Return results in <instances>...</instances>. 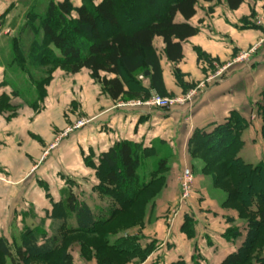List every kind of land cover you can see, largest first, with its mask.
Instances as JSON below:
<instances>
[{
	"label": "crops",
	"instance_id": "crops-1",
	"mask_svg": "<svg viewBox=\"0 0 264 264\" xmlns=\"http://www.w3.org/2000/svg\"><path fill=\"white\" fill-rule=\"evenodd\" d=\"M18 1L0 0V96H8L10 103L9 108H0V236L12 244L19 243L26 229L50 236L58 223L74 227V216L65 202L71 192L94 216L103 218L115 204L98 192L95 167L100 155L115 142L127 141L153 147L155 155L145 164L149 161L154 167L157 159L165 157L169 170L142 225L110 239L136 236L140 251L153 244L145 258L134 257L126 264H193L194 260L219 264L240 242L226 238L225 231L240 223L235 210L223 208L221 198L211 196V181L205 180L199 164L191 159L188 142L195 129L220 123L234 110L249 120L241 132L239 155L250 163L264 158L262 120L257 116L264 90V43L248 63H233L207 81L216 70L214 64L232 62L262 35L263 0H243L237 10H229L222 1L199 2L190 20L198 32L182 43L183 58L176 64L165 59L161 40H154L170 97L183 95L200 83L205 86L191 101L168 109L121 106L122 99H111L87 69L77 73L56 69L39 107L32 106L30 98L24 101L14 96L13 89L25 87L22 79L18 82V70L11 60L12 24L7 20ZM243 18L255 25L243 24ZM80 118L89 122L50 148L55 136ZM247 146L250 150L246 152ZM253 153L254 161L250 160ZM187 171L193 175V192L169 222L167 215L177 203L180 177ZM138 173L144 176L141 169ZM185 213L192 219L190 235L181 228ZM15 229L20 231L18 236ZM68 253L66 264H97L82 253L78 240L69 245Z\"/></svg>",
	"mask_w": 264,
	"mask_h": 264
},
{
	"label": "trees",
	"instance_id": "trees-1",
	"mask_svg": "<svg viewBox=\"0 0 264 264\" xmlns=\"http://www.w3.org/2000/svg\"><path fill=\"white\" fill-rule=\"evenodd\" d=\"M213 1H222L229 10H237L243 3V0H79L80 4L75 5L72 0H31L26 5L22 29L10 39L11 60L23 75L26 87L25 93L17 88L12 94L24 101L30 98V104L39 107L53 72L59 68L67 73L89 70L90 77L113 100L145 99L152 91L169 96L154 40H161L167 61L178 63L183 58L182 43L198 32L190 23L196 5ZM242 20L245 25L251 24L246 18ZM101 26H106L109 33L103 32ZM209 64L213 67L212 59ZM44 67L47 70H40ZM8 100L2 94L0 108H9ZM257 116L262 120L260 132L264 142V90L257 103ZM248 126L249 120L233 110L222 122L195 129L188 142L191 159L202 161V174L207 173L212 186L223 193L221 206L235 210L240 223L225 231L226 238H238L240 242L219 264H264V254L256 252L264 246V162L252 164L239 156L243 146L241 132ZM154 155L153 147L115 142L100 155L95 167L98 192L110 198L115 206L103 218L96 217L84 201L69 193L66 208L73 214L76 225L67 227L64 222L58 223L50 236L26 229L13 247L0 236V264H66L68 247L75 240L80 242L86 256L89 249L94 250L97 264H126L134 257L145 258L153 244L140 251L136 236L118 237L113 242L110 239L119 234V227L124 232L142 225L149 207L162 191L169 170L167 158L153 163L148 179L138 173L142 163ZM181 228L191 234L189 213L184 214ZM72 234L81 237L70 240L67 236ZM93 235L96 238L91 241L83 238ZM41 236L46 237L40 240ZM193 264L199 262L194 260Z\"/></svg>",
	"mask_w": 264,
	"mask_h": 264
},
{
	"label": "built area",
	"instance_id": "built-area-1",
	"mask_svg": "<svg viewBox=\"0 0 264 264\" xmlns=\"http://www.w3.org/2000/svg\"><path fill=\"white\" fill-rule=\"evenodd\" d=\"M260 21L258 22V24ZM264 27V24H261ZM256 46L253 45L249 47V49H245L243 51H240L236 57L232 60V63L241 62L242 60L248 61L251 57V55L256 51ZM231 63H227L223 66H218L217 64H214L215 66V72L213 75L208 77L207 81L218 77L226 68L230 66ZM205 86L203 83H200L197 87L190 89L187 93L170 97V96H161L157 94L156 92L152 91L150 95L145 99H132L130 101L121 103V106H147L150 108H170L177 104H184L186 102H189L192 100V98L198 93V90L203 89ZM89 122L88 118H81L72 123L71 125L67 126L63 131H61L58 135L55 136L54 142L50 145V148L58 145L59 141L67 136L70 132H72L75 129L81 128L85 126ZM193 192V175L190 172H184L182 173L180 177L179 182V196L177 199V203L174 206V209L172 210L173 214H171V217L168 219L169 222H172L175 218V215L179 211V208L183 206L191 197V194ZM176 207V208H175Z\"/></svg>",
	"mask_w": 264,
	"mask_h": 264
},
{
	"label": "rangeland",
	"instance_id": "rangeland-1",
	"mask_svg": "<svg viewBox=\"0 0 264 264\" xmlns=\"http://www.w3.org/2000/svg\"><path fill=\"white\" fill-rule=\"evenodd\" d=\"M79 1V0H78ZM30 2H31V0H19L18 1V4H17V6H16V8H14L13 10H12V13L10 14V16L7 18V20L9 21V25H10V23L12 24V26H11V30H12V36L13 35H16V32L17 31H19V30H21L22 29V27H23V23H24V13H25V10H26V5H29L30 4ZM160 6L162 7V6H164V2H160ZM159 10H160V8H159ZM101 28V30L103 31V32H105V33H109V29L105 26H101L100 27ZM262 35L255 41V43H253V44H251V45H249L246 49H249V47H251V46H253V45H257L256 46V50H258V48L264 43V27H263V25H262V33H261ZM243 50H245V49H242L241 51H243ZM240 52V51H239ZM256 52V51H255ZM254 52V53H255ZM253 53V54H254ZM252 54V55H253ZM251 55V56H252ZM251 58V57H250ZM244 62H246L245 60L243 61H241V62H239V63H244ZM231 64H233L232 62H230ZM248 63V62H247ZM231 64H230V66H231ZM46 67H44V68H40V70L41 69H45ZM48 68V67H47ZM47 68L45 69V70H47ZM57 69H59V68H57ZM60 70H62V69H60ZM19 74V78H18V82L20 83V80L23 78V75L21 74V73H18ZM139 78L140 79H142L143 80V78H141V76H139ZM21 88V91L22 92H24L25 93V87L23 88V87H20ZM140 99V98H139ZM130 100H132V99H122V101L119 103V104H121V103H124V102H127V101H130ZM143 100V99H142ZM81 119V118H80ZM241 140H242V142H243V139L241 138ZM264 143V142H263ZM247 150H246V152L248 151V150H250V146H247V148H246ZM240 156V155H239ZM247 156H249V155H247ZM241 157V156H240ZM242 158V157H241ZM243 159V158H242ZM244 160V159H243ZM250 160H252V161H254L255 160V156H254V153H253V157H251L250 158ZM263 162H264V158L263 159H261ZM146 161V160H145ZM198 164H199V166H200V170H202V161L199 159V160H195ZM245 161V160H244ZM153 162V161H152ZM245 162H248V161H245ZM248 163H250V162H248ZM252 163V162H251ZM257 163V162H256ZM256 163H252V164H256ZM153 167V165H152V163H150L149 161L145 164V162L144 163H142V166L139 168V169H141V171H143V175L144 176H142V178H144V179H148L149 177H150V174H151V171H152V168ZM204 175V177H205V180H210V181H212L211 180V177L206 173V174H203ZM228 178V177H227ZM230 181H231V179L230 178H228ZM209 182V181H208ZM210 189H211V196H215V198H218V199H220L221 198V201L223 200V193L221 192V191H219L218 190V188H215L214 186H212V182H211V184H210ZM101 197H106V198H108L107 196H102L101 195ZM110 200V199H109ZM222 204V203H221ZM225 209H231V208H225ZM233 210V209H232ZM234 212H236V211H234ZM171 214H173V212L172 211H170L169 210V213H168V215H167V219H169L170 217H171ZM236 214H237V212H236ZM119 217V216H118ZM117 217V218H118ZM116 218V219H117ZM237 222H239V220L237 219ZM114 223V222H113ZM113 223L112 224H110V226H112L113 225ZM136 226V225H135ZM134 227V226H133ZM122 230H124L123 228H121V227H119L118 228V233H122L123 231ZM14 233L18 236V234L20 233V231H19V229H15L14 230ZM70 240H72V239H77L78 237H81V235H78V234H76V235H68L67 236ZM263 237V236H262ZM83 238H85V239H87V240H92L93 238H96V236L95 235H93V236H85V237H83ZM263 239V238H262ZM76 241V240H75ZM72 242H74V241H72ZM11 246L13 247V243L11 244ZM257 251H259V252H261L262 254H264V246L263 247H261L260 249H258V250H256V252ZM104 255L106 256L107 255V252H104ZM87 257L88 258H93V259H95V261H96V258H95V253H94V250L93 249H89L88 251H87ZM96 263H97V261H96ZM30 264H33V262H31ZM34 264H36V263H34ZM38 264H48V263H43V262H41V263H38Z\"/></svg>",
	"mask_w": 264,
	"mask_h": 264
},
{
	"label": "water",
	"instance_id": "water-1",
	"mask_svg": "<svg viewBox=\"0 0 264 264\" xmlns=\"http://www.w3.org/2000/svg\"><path fill=\"white\" fill-rule=\"evenodd\" d=\"M147 74V72H145V75Z\"/></svg>",
	"mask_w": 264,
	"mask_h": 264
}]
</instances>
